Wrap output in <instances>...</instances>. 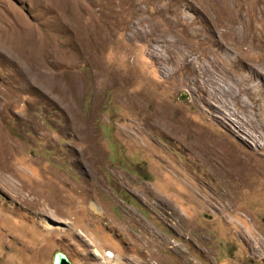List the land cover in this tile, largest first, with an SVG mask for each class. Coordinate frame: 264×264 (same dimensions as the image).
<instances>
[{
    "label": "rangeland",
    "instance_id": "1",
    "mask_svg": "<svg viewBox=\"0 0 264 264\" xmlns=\"http://www.w3.org/2000/svg\"><path fill=\"white\" fill-rule=\"evenodd\" d=\"M257 2L0 0V264H264Z\"/></svg>",
    "mask_w": 264,
    "mask_h": 264
},
{
    "label": "bare ground",
    "instance_id": "2",
    "mask_svg": "<svg viewBox=\"0 0 264 264\" xmlns=\"http://www.w3.org/2000/svg\"><path fill=\"white\" fill-rule=\"evenodd\" d=\"M37 1H38L40 8H42L44 11L50 9L49 11L56 14V20L73 21L74 20L73 17L79 16V15H77L78 11H76V15H75L74 14L75 12H73L74 9L72 7H70L69 5L63 3L66 0H62V1L61 0H37ZM84 1L86 3H91V4L96 2V0H87V1L84 0ZM155 1L156 0H148V2H150L151 4H154ZM139 3H140V1L139 2L134 1L129 5V7L127 9H123L122 6H119L120 7L119 11H114L113 9H110V11H109L110 14L107 17V18H109V21L105 20V22L111 23L113 25V27L122 26V28H123V24H124L123 30L128 29L129 33H131V35L134 38L149 39L148 37H153L154 32H155V27L151 26L150 24L147 28L144 27V23L146 21L149 22L148 15L145 13H142L138 10ZM251 5L252 6L247 5L248 7H246L244 3H243V5H240L239 3H237V5L234 9L235 10L234 14L229 15L225 11H221L220 19L221 20H227V21H236V22H239V21L240 22H249L252 27H254L256 25V23H264V0H258L256 5H253V4H251ZM75 7L76 6H74V8ZM75 9L77 10V8H75ZM136 15H137V17L135 18ZM263 42H264V40H263ZM259 58H261V57H259ZM260 61H261V59H260ZM250 68L257 70L256 66L255 67L250 66ZM93 207H94V205H93Z\"/></svg>",
    "mask_w": 264,
    "mask_h": 264
},
{
    "label": "water",
    "instance_id": "3",
    "mask_svg": "<svg viewBox=\"0 0 264 264\" xmlns=\"http://www.w3.org/2000/svg\"><path fill=\"white\" fill-rule=\"evenodd\" d=\"M52 264H71V262L65 254L56 252L52 258Z\"/></svg>",
    "mask_w": 264,
    "mask_h": 264
}]
</instances>
